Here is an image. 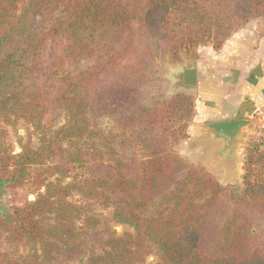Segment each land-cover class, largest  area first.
I'll return each mask as SVG.
<instances>
[{"label": "trees", "instance_id": "16d2710c", "mask_svg": "<svg viewBox=\"0 0 264 264\" xmlns=\"http://www.w3.org/2000/svg\"><path fill=\"white\" fill-rule=\"evenodd\" d=\"M254 20L264 23V0H0V126L23 121L39 134L36 149L21 144L18 154L0 143V190H43L0 216L14 252L0 264H146L150 256L155 264H264L259 144L246 150L241 185L223 186L175 149L188 138L195 97L148 106L137 98L156 64L207 43L219 51ZM109 97L139 151L130 165L95 133L92 116ZM58 110L65 121L52 130L45 120ZM87 155L106 157L112 172L71 178L51 164L82 169Z\"/></svg>", "mask_w": 264, "mask_h": 264}, {"label": "crops", "instance_id": "0c3cea01", "mask_svg": "<svg viewBox=\"0 0 264 264\" xmlns=\"http://www.w3.org/2000/svg\"><path fill=\"white\" fill-rule=\"evenodd\" d=\"M255 38H244L242 32H238L226 41L222 50L199 49L194 54L197 66L195 116L188 138L178 151L188 159L196 155L198 163L216 174L220 184L225 186L241 181L252 128L246 130V138L229 154L224 143L212 138L204 125L241 119L253 123L257 112L264 108V40L259 38L254 44Z\"/></svg>", "mask_w": 264, "mask_h": 264}, {"label": "rangeland", "instance_id": "374dc122", "mask_svg": "<svg viewBox=\"0 0 264 264\" xmlns=\"http://www.w3.org/2000/svg\"><path fill=\"white\" fill-rule=\"evenodd\" d=\"M242 32L244 38L246 37H256L254 39V44L257 43V40L260 38L264 40V23L259 20H254L249 22L247 25L239 29L235 32L232 37L238 33ZM228 41V40H227ZM212 48L210 43L205 45H201L197 48L192 49L188 53H180L179 62L174 64L169 63H158L156 64L152 71L148 74L144 83H142V87L137 88V98L141 100V106H148L154 102H166L170 100L177 93H187L191 94L195 97L194 93L186 92L184 90L176 89L175 76L177 74L176 68L180 67L184 64V60L182 58H191L194 56L195 52L199 49H207ZM256 49V48H254ZM222 50V49H221ZM110 97L107 98L106 104H108V109L105 111L96 110L97 113L92 116L95 122V133L98 134L97 139L102 140L103 138L111 141V146L116 152L118 159L126 165L132 164V162L139 159V151L137 148L133 147V144L130 142L128 135H124L119 129L118 120L116 117V113L111 110L113 107L110 105ZM118 114V113H117ZM195 116V111H194ZM194 116L191 122L188 124L186 135L188 137V129L193 123ZM256 118V117H255ZM65 117L62 111H54L47 116L45 120V124L47 127L52 130H56L64 124ZM253 125L250 126L252 128L250 133L248 134V148L249 145L253 142H256L258 147V154L264 155V132H260L259 130V120L253 119ZM196 125V124H194ZM198 130L197 128H195ZM97 130L99 132H97ZM38 137L39 134L29 126H27L23 121H18L12 126L1 125L0 126V143H4L6 146L10 148L13 154L20 153V145L27 144L30 148L36 149L38 146ZM183 144V143H182ZM181 144V145H182ZM180 145L175 147L178 154L182 157L185 162L186 167H198L202 166L198 163L196 155L192 156L190 159L181 155L178 151ZM247 148V149H248ZM264 157V156H263ZM87 162L85 166L80 169L76 166L67 165L64 161H60L59 158H56L52 161L51 164L58 165L62 168H65L70 172L69 176L72 178L73 176L81 177V176H108L110 172H112L109 168L110 163L104 157L103 160L94 159L90 157V155L86 156ZM130 160L132 162L130 163ZM208 172V171H207ZM210 173V172H209ZM212 174V173H211ZM217 177L216 174H212ZM70 179H67L66 182H69ZM222 185V184H221ZM241 185V183L239 184ZM225 186V185H223ZM232 186V185H231ZM43 190H37L30 184H26L25 186L17 189L11 190H0V216L7 215L12 211L14 207H20L27 202H31L35 199L36 194L42 192ZM73 202L78 204H82L83 201L78 196H73L71 198ZM96 214L100 215L101 218H107L108 212L104 210L100 206H94ZM264 225V221H258L256 224V229L260 230ZM111 228L115 230L117 234H122L125 231H132V229L128 228L124 225H116L111 224ZM3 236L0 234V254H9L10 256H14V252L11 249L12 247L8 246L6 242L3 240ZM24 253L22 249H19L18 255L22 256ZM156 257L150 256L146 260V264H155ZM4 264V263H3Z\"/></svg>", "mask_w": 264, "mask_h": 264}, {"label": "water", "instance_id": "95a60500", "mask_svg": "<svg viewBox=\"0 0 264 264\" xmlns=\"http://www.w3.org/2000/svg\"><path fill=\"white\" fill-rule=\"evenodd\" d=\"M184 64L176 68L175 86L178 90L194 93L197 87V66L194 56L183 58ZM252 122L247 119L209 123L204 130L215 140L224 143L225 151L231 154L241 139L246 138V130Z\"/></svg>", "mask_w": 264, "mask_h": 264}, {"label": "built area", "instance_id": "2783aa9c", "mask_svg": "<svg viewBox=\"0 0 264 264\" xmlns=\"http://www.w3.org/2000/svg\"><path fill=\"white\" fill-rule=\"evenodd\" d=\"M256 118L259 120V130H260V132H264V108L260 109L257 112Z\"/></svg>", "mask_w": 264, "mask_h": 264}]
</instances>
